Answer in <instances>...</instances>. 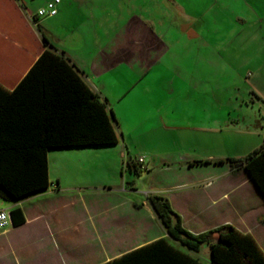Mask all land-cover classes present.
I'll use <instances>...</instances> for the list:
<instances>
[{
  "label": "crops",
  "instance_id": "0c3cea01",
  "mask_svg": "<svg viewBox=\"0 0 264 264\" xmlns=\"http://www.w3.org/2000/svg\"><path fill=\"white\" fill-rule=\"evenodd\" d=\"M105 3L60 0L53 16L52 47L43 43L40 20L35 24L28 18L36 10H29L27 0H0V85L13 89L41 52L52 47L78 69L88 88L106 101L114 116L117 145L121 124L117 115L124 110L147 115L168 108L166 102L174 87L183 84L179 76L171 78L170 68L179 72L184 66L181 59L171 63L168 56L186 44L184 39L195 41L199 35L182 21L185 15L177 0H117L113 16L107 13ZM73 18L79 22L72 23ZM169 18L175 22L174 28L166 23ZM108 20L114 25L107 31ZM62 22L72 25L69 31L54 33L63 27ZM201 166L225 168L223 163L210 162H195L188 168ZM48 179L46 190L8 202L7 208L22 211L24 222L15 226L11 221V227L0 232V264H105L155 240H167L147 199L149 194L166 197L188 232L199 234L231 225L250 234L264 254V198L238 166L170 183L164 194L144 192L141 204L130 198L123 202L117 196L135 193V189L110 185L74 189L62 187L59 177L52 183L49 173ZM240 187L255 197L252 208L248 196L229 198ZM199 252L188 253L210 264L209 252L204 254L206 261Z\"/></svg>",
  "mask_w": 264,
  "mask_h": 264
},
{
  "label": "rangeland",
  "instance_id": "374dc122",
  "mask_svg": "<svg viewBox=\"0 0 264 264\" xmlns=\"http://www.w3.org/2000/svg\"><path fill=\"white\" fill-rule=\"evenodd\" d=\"M44 1L27 0V6L34 12ZM116 1L105 0V9L112 16ZM177 1L185 15L182 21L187 27L195 28L199 36L195 41L184 39L186 44L168 56L171 63L181 59L184 65L179 72L170 68L171 78L179 76L183 84L174 87L172 97L166 102L168 108L147 115L134 110L117 115L121 124L117 130L119 143L115 146L50 150L47 160L52 183L59 177L62 187L74 189L92 190L109 185L121 190L131 188L136 192L117 196L123 202L130 198L141 204L145 200L144 192L164 194L170 183L200 177L210 170L221 172L228 165L234 166L231 160L242 159L261 146L264 0ZM39 20V33L53 47V17ZM78 22L73 18L72 23ZM62 23L63 27L54 33H60L61 29L64 33L69 31L72 25ZM166 23L175 27L171 18ZM113 25L108 20L106 30ZM83 29L87 30L88 25ZM138 158H143V164L137 166L141 169L136 173L127 162H136ZM195 162L223 163L225 168H188ZM243 196H248L251 208L256 204L255 197L245 187L233 190L229 198ZM2 204L9 206L3 200ZM233 220H238L236 215ZM207 252L208 247L202 245L199 257L206 261Z\"/></svg>",
  "mask_w": 264,
  "mask_h": 264
},
{
  "label": "trees",
  "instance_id": "16d2710c",
  "mask_svg": "<svg viewBox=\"0 0 264 264\" xmlns=\"http://www.w3.org/2000/svg\"><path fill=\"white\" fill-rule=\"evenodd\" d=\"M113 121L106 101L88 88L78 69L52 47L44 49L13 89L0 85V199L12 202L46 190L49 150L115 145ZM231 163L264 198V139L258 149ZM127 165L140 172L139 163ZM147 199L166 235L186 252L161 238L105 264H203L188 253L203 244L209 246L210 264H264L250 234L231 225L192 234L166 197L149 194ZM10 216L15 226L24 222L19 208Z\"/></svg>",
  "mask_w": 264,
  "mask_h": 264
},
{
  "label": "built area",
  "instance_id": "2783aa9c",
  "mask_svg": "<svg viewBox=\"0 0 264 264\" xmlns=\"http://www.w3.org/2000/svg\"><path fill=\"white\" fill-rule=\"evenodd\" d=\"M60 3V0H53L48 2L45 6L38 8L34 14H29V19L36 24V20H39L44 17H53L57 14V5ZM139 163V166L143 164V158H138L136 161ZM141 169V167H140ZM10 208L5 207L2 204L0 199V232H4L9 227H11V216Z\"/></svg>",
  "mask_w": 264,
  "mask_h": 264
}]
</instances>
